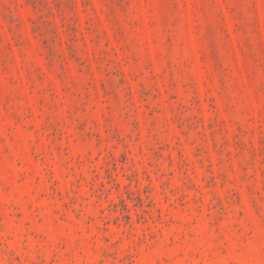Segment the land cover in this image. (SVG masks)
I'll return each mask as SVG.
<instances>
[{"label":"rangeland","instance_id":"1","mask_svg":"<svg viewBox=\"0 0 264 264\" xmlns=\"http://www.w3.org/2000/svg\"><path fill=\"white\" fill-rule=\"evenodd\" d=\"M0 264H264V0H0Z\"/></svg>","mask_w":264,"mask_h":264}]
</instances>
